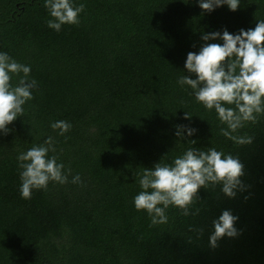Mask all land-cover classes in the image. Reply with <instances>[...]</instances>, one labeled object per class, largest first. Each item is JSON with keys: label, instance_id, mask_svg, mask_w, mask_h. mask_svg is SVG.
Returning a JSON list of instances; mask_svg holds the SVG:
<instances>
[{"label": "trees", "instance_id": "trees-1", "mask_svg": "<svg viewBox=\"0 0 264 264\" xmlns=\"http://www.w3.org/2000/svg\"><path fill=\"white\" fill-rule=\"evenodd\" d=\"M74 3L85 5L79 25L57 32L47 26L45 0H0V52L30 66L37 82L24 115L0 132V264H264V115L233 133L253 137L238 145L222 135L215 109L177 83L203 34L254 29L264 0L210 13L198 0ZM61 120L72 125L63 136L51 127ZM48 137V156L65 174L71 169L68 182L50 181L23 199L17 157ZM192 146L237 156L243 189L229 198L221 186L201 187L194 215L169 206L168 222L152 225L134 206L137 174ZM77 174L82 183L71 182ZM225 210L238 217V235L212 247L213 221Z\"/></svg>", "mask_w": 264, "mask_h": 264}, {"label": "clouds", "instance_id": "clouds-1", "mask_svg": "<svg viewBox=\"0 0 264 264\" xmlns=\"http://www.w3.org/2000/svg\"><path fill=\"white\" fill-rule=\"evenodd\" d=\"M199 7L205 12H212L217 7L227 5L230 11H236L240 0H198ZM44 7L51 19L47 26L59 32L62 25H79V14L85 10L83 3L78 6L74 0H45ZM222 40L223 44L208 43L210 40ZM205 42L198 53L189 52L185 69L189 75L181 76L177 83L182 87L189 86L197 102L205 109H215L221 124L223 136L238 145H248L253 141L251 136L233 135L247 122L255 123L264 115V20H259L254 29L239 34H230L227 30L202 35ZM30 66L18 63L5 52H0V132L7 134L8 125L17 117L24 115L23 105L33 99L32 91L37 87L34 79H29ZM23 76L19 84L13 86L12 75ZM194 76L195 78H191ZM192 114L185 113V119ZM202 119V118H201ZM53 130L59 129L63 136L72 125L67 121L51 124ZM185 126H178L183 129ZM181 130L176 135L182 137ZM191 136L195 129L188 128ZM191 145L195 141L189 142ZM55 151L52 137L41 145H34L17 157L20 171V194L23 199H31L33 189L47 190L49 182L65 184L68 174L64 172L63 163H57L56 156H48ZM140 191L134 197L137 211H146L152 225L168 222L166 210L173 206L182 210L184 216L194 215L191 206L198 199V190L221 186V191L229 198H234L237 191L243 189L241 177L244 166L237 156L217 151L215 147L201 150L187 148L182 155L174 158L171 164L156 163L153 168H144L137 174ZM72 183H82L77 174ZM162 205V206H160ZM197 212L199 209L196 210ZM238 217L230 210L223 211L213 221L214 232L210 236V245L227 236L236 237L238 231L235 222Z\"/></svg>", "mask_w": 264, "mask_h": 264}]
</instances>
